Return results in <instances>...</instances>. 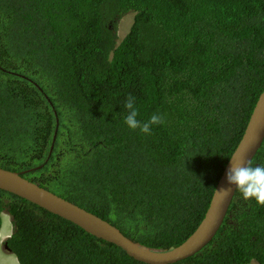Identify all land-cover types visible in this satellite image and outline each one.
Listing matches in <instances>:
<instances>
[{"label": "trees", "instance_id": "trees-1", "mask_svg": "<svg viewBox=\"0 0 264 264\" xmlns=\"http://www.w3.org/2000/svg\"><path fill=\"white\" fill-rule=\"evenodd\" d=\"M263 90L264 0H0V167L144 246L194 231ZM129 94L139 121L164 123L129 129ZM2 212L18 264H146L0 189ZM182 261L264 264V205L235 190Z\"/></svg>", "mask_w": 264, "mask_h": 264}, {"label": "water", "instance_id": "water-1", "mask_svg": "<svg viewBox=\"0 0 264 264\" xmlns=\"http://www.w3.org/2000/svg\"><path fill=\"white\" fill-rule=\"evenodd\" d=\"M55 132L53 140L55 138ZM264 139V90L258 95L242 136L225 164L213 189L208 207L194 231L179 245L168 250L151 248L133 241L118 228L71 201L39 186L20 172L0 167V189L13 193L47 211L81 227L87 233L119 246L137 261L146 264H174L182 261L207 244L218 230L232 201L235 186L226 183L231 162L251 161ZM229 188L227 193L221 189Z\"/></svg>", "mask_w": 264, "mask_h": 264}, {"label": "clouds", "instance_id": "clouds-1", "mask_svg": "<svg viewBox=\"0 0 264 264\" xmlns=\"http://www.w3.org/2000/svg\"><path fill=\"white\" fill-rule=\"evenodd\" d=\"M131 13L133 14L134 17L133 11H129L123 16L125 17L127 14H131ZM134 101H135V97L129 94V96L127 97L124 103V108L127 110V115L124 117V123L127 125L129 129L132 130L139 129L141 133L149 134L152 125L164 123L163 117L158 114L151 115V117L146 122L139 121L137 119L138 110L135 107ZM226 183L229 185V188L234 185L235 190H238L241 193V196L244 200L254 199L256 204L264 205V166L262 165L253 166L251 161H247L245 163L243 160L238 162H231L230 167L226 172ZM229 188H224L221 190L227 193L229 191ZM4 213L7 214L6 212H2L0 214V218H1L0 240L8 239L12 234V226L9 233L8 230H6V232L4 233L1 232V228H2L1 216ZM9 220H10V216H9Z\"/></svg>", "mask_w": 264, "mask_h": 264}, {"label": "rangeland", "instance_id": "rangeland-1", "mask_svg": "<svg viewBox=\"0 0 264 264\" xmlns=\"http://www.w3.org/2000/svg\"><path fill=\"white\" fill-rule=\"evenodd\" d=\"M133 22V14H127L125 17L123 16L118 24H117V28H118V39H122L123 36L128 32L129 27L131 26V23ZM2 228H1V232L4 233L6 232V230H8V233L11 230V225L9 223V216L7 214H2ZM12 261L8 260V263L6 264H18L17 259L12 256ZM248 264H257L255 261H252L251 263Z\"/></svg>", "mask_w": 264, "mask_h": 264}, {"label": "flooded vegetation", "instance_id": "flooded-vegetation-1", "mask_svg": "<svg viewBox=\"0 0 264 264\" xmlns=\"http://www.w3.org/2000/svg\"><path fill=\"white\" fill-rule=\"evenodd\" d=\"M7 240L8 239H2V240H0V264H6V263H8L7 257L9 255V253H11L12 256L15 257V255L10 251V248H9V246L7 244ZM178 264H186V263H184L182 261V262H180Z\"/></svg>", "mask_w": 264, "mask_h": 264}, {"label": "crops", "instance_id": "crops-1", "mask_svg": "<svg viewBox=\"0 0 264 264\" xmlns=\"http://www.w3.org/2000/svg\"><path fill=\"white\" fill-rule=\"evenodd\" d=\"M11 257H12V254H11V253H9V255H8L7 259H8V260H10V261H12V258H11ZM8 260H7V261H8Z\"/></svg>", "mask_w": 264, "mask_h": 264}]
</instances>
